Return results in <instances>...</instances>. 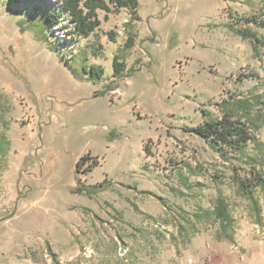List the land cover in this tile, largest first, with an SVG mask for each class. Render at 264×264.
Returning a JSON list of instances; mask_svg holds the SVG:
<instances>
[{"label":"rangeland","instance_id":"374dc122","mask_svg":"<svg viewBox=\"0 0 264 264\" xmlns=\"http://www.w3.org/2000/svg\"><path fill=\"white\" fill-rule=\"evenodd\" d=\"M138 1L136 44L124 50L131 14L111 0L94 32L63 44L57 26L46 39L28 24L60 0H0V136L10 141L0 155V264H264L263 190L258 215L235 168L186 130L218 116L228 93L264 90V49L256 57L231 29L264 37L246 22L264 17V0ZM73 64L102 65L104 78L75 77ZM251 71L258 82L243 76ZM85 154L97 161L86 172L76 166ZM220 192L232 239L196 220Z\"/></svg>","mask_w":264,"mask_h":264},{"label":"trees","instance_id":"16d2710c","mask_svg":"<svg viewBox=\"0 0 264 264\" xmlns=\"http://www.w3.org/2000/svg\"><path fill=\"white\" fill-rule=\"evenodd\" d=\"M62 7L52 9L48 13L36 15L28 24L38 26L42 35L47 39L50 36L56 38L54 34L55 26L59 30L71 28L72 38L63 37L59 39V44L64 42H74L80 36L88 37L100 25L98 9L110 12L112 9L107 0H60ZM118 8L126 7L129 9L131 17L124 23L127 38L123 49L130 50L136 44L135 20L138 19V0H111ZM248 23H255L264 26L262 19L251 17ZM63 27V28H62ZM231 29L245 39H249L252 44L253 54L260 58L264 49V37H261L251 27ZM49 30V31H48ZM48 31V32H47ZM111 40L115 41L116 33L109 31ZM66 40V41H64ZM139 60L137 59V62ZM75 62V58H73ZM114 76L120 78L125 70V64L121 60L120 53L114 56L113 60ZM72 72L78 77H85V74L93 81H100L104 78L105 68L102 65L84 64L82 70L72 66ZM131 69V71H133ZM257 82L260 80L258 72L251 71L249 75ZM240 80V79H239ZM220 114L216 117H207L208 112L204 111L206 120L196 126L188 127L186 130L209 140L211 146L219 152L223 162H229L235 168L234 180L240 192L253 202L254 210L260 214V203L257 198V191L264 192V141L258 136V131L264 127V90L260 91L258 86L253 87L246 93H228L217 104ZM112 133L114 131H111ZM10 145V141L5 135L0 136V155H4ZM239 161L240 165L234 162ZM97 165V161L90 154H85L76 163L77 170L85 167V172ZM191 167L190 165H187ZM240 170L244 171L241 175ZM80 183V182H79ZM106 181L97 185L77 186L76 192L94 193L106 187ZM143 193L156 195L152 191H141ZM163 200L162 197L158 196ZM196 220L206 218L213 219L219 223V237L232 239L234 232V218L230 212L229 204L223 192L219 193L215 205L211 209H202L196 213ZM194 223V222H193Z\"/></svg>","mask_w":264,"mask_h":264},{"label":"bare ground","instance_id":"6f19581e","mask_svg":"<svg viewBox=\"0 0 264 264\" xmlns=\"http://www.w3.org/2000/svg\"><path fill=\"white\" fill-rule=\"evenodd\" d=\"M62 28H63V27H62ZM65 29H67V28H65ZM65 29H62V30L64 31V34H65L64 36L67 37L68 39H71V38H72V35H73L72 32H71L70 30H69V31H70V32H69V31H67V30H65ZM62 30H60V31H62ZM58 31H59V29H58ZM57 34H58V33H57ZM62 38H63V37H62Z\"/></svg>","mask_w":264,"mask_h":264},{"label":"crops","instance_id":"0c3cea01","mask_svg":"<svg viewBox=\"0 0 264 264\" xmlns=\"http://www.w3.org/2000/svg\"><path fill=\"white\" fill-rule=\"evenodd\" d=\"M72 73H73V72H72ZM73 75H74L75 77H78V76H77V75H75L74 73H73ZM81 156H83V155H81ZM81 156H80V157H81Z\"/></svg>","mask_w":264,"mask_h":264}]
</instances>
